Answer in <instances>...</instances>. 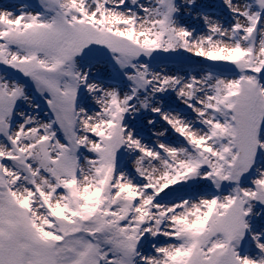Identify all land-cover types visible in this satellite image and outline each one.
<instances>
[{"label": "snow or ice", "instance_id": "6c2138e0", "mask_svg": "<svg viewBox=\"0 0 264 264\" xmlns=\"http://www.w3.org/2000/svg\"><path fill=\"white\" fill-rule=\"evenodd\" d=\"M0 264H264V0L0 5Z\"/></svg>", "mask_w": 264, "mask_h": 264}, {"label": "rangeland", "instance_id": "374dc122", "mask_svg": "<svg viewBox=\"0 0 264 264\" xmlns=\"http://www.w3.org/2000/svg\"><path fill=\"white\" fill-rule=\"evenodd\" d=\"M9 0H0V5L8 3ZM22 2H30V0H22Z\"/></svg>", "mask_w": 264, "mask_h": 264}]
</instances>
